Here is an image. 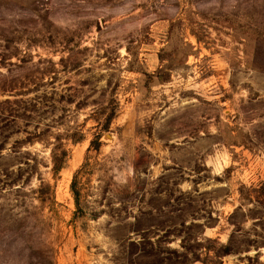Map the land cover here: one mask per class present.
Segmentation results:
<instances>
[{
    "label": "rangeland",
    "instance_id": "obj_1",
    "mask_svg": "<svg viewBox=\"0 0 264 264\" xmlns=\"http://www.w3.org/2000/svg\"><path fill=\"white\" fill-rule=\"evenodd\" d=\"M204 231L264 263V0H0V264H161Z\"/></svg>",
    "mask_w": 264,
    "mask_h": 264
},
{
    "label": "trees",
    "instance_id": "obj_2",
    "mask_svg": "<svg viewBox=\"0 0 264 264\" xmlns=\"http://www.w3.org/2000/svg\"><path fill=\"white\" fill-rule=\"evenodd\" d=\"M117 108L116 107H112L109 108V113H108V117H107V121L106 124L104 125V129L109 127V124L111 123V121L115 118V116L117 115ZM100 136L97 135L91 142V146L90 148L95 149V150H99L101 148V141H100ZM53 172L54 174L59 173L62 168L65 166L67 159L69 157V153L68 150L63 149L60 154H57L56 152H54L53 150ZM72 191L75 197V202H76V206L78 209H80L79 206V191L77 190L75 184L73 183L72 185ZM142 241H148L149 242V236L148 235H144L142 240L140 242H136L134 240L129 239V242L131 243V245L137 247L138 245H141L145 242ZM190 241H196L198 243V245L202 246V248L204 249L205 252H202L201 255L204 254V257H202L201 255H197L193 252L191 246H188L187 244V240H185L183 238L182 240V247H183V251L177 253L175 256V259H170L168 257H163L161 259V264H181L182 259H185L187 257H189V255H193V259L185 262L183 264H192L194 262H201L204 264H223V261L221 260L223 256H227L230 255L232 253H239V250H235L232 248V236H231V240L229 241V243L227 244H220L217 239H213L210 237L205 236V231L201 232L200 234H198L195 238H191ZM213 242H218V244H220V248L222 250V253L220 254V256L218 258V263L213 262V260H211V252L214 251V247L211 243ZM151 243V242H149ZM206 243V244H205ZM163 253V252H162ZM162 255H166L162 254ZM252 261H254L257 264H264L263 262L259 261V253L256 254V258L251 259Z\"/></svg>",
    "mask_w": 264,
    "mask_h": 264
}]
</instances>
